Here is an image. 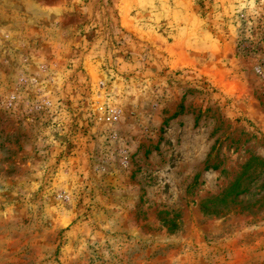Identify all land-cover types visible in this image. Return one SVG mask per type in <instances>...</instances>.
Segmentation results:
<instances>
[{
  "label": "rangeland",
  "instance_id": "rangeland-1",
  "mask_svg": "<svg viewBox=\"0 0 264 264\" xmlns=\"http://www.w3.org/2000/svg\"><path fill=\"white\" fill-rule=\"evenodd\" d=\"M0 264H264V0H0Z\"/></svg>",
  "mask_w": 264,
  "mask_h": 264
}]
</instances>
